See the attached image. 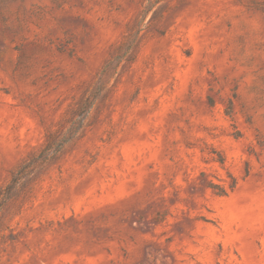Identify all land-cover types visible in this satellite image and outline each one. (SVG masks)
<instances>
[{"label":"rangeland","instance_id":"374dc122","mask_svg":"<svg viewBox=\"0 0 264 264\" xmlns=\"http://www.w3.org/2000/svg\"><path fill=\"white\" fill-rule=\"evenodd\" d=\"M0 264H264V0H0Z\"/></svg>","mask_w":264,"mask_h":264}]
</instances>
